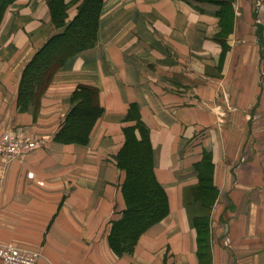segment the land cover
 <instances>
[{"label": "crops", "instance_id": "crops-1", "mask_svg": "<svg viewBox=\"0 0 264 264\" xmlns=\"http://www.w3.org/2000/svg\"><path fill=\"white\" fill-rule=\"evenodd\" d=\"M48 1L14 0L0 20V145L6 130L37 143L0 152V244L38 251L37 264H200L187 199L210 164V264H264V0H102L94 43L21 108L26 64L64 29ZM63 1L68 24L81 0ZM79 85L97 89L102 112L86 142L58 141ZM133 105L168 211L118 255L116 155Z\"/></svg>", "mask_w": 264, "mask_h": 264}, {"label": "trees", "instance_id": "trees-1", "mask_svg": "<svg viewBox=\"0 0 264 264\" xmlns=\"http://www.w3.org/2000/svg\"><path fill=\"white\" fill-rule=\"evenodd\" d=\"M12 1L14 0H0V20L5 8ZM48 3L53 23L64 29L52 35L26 64L18 91V105L21 108L25 107L29 100L35 105L38 104L53 73L67 58L91 46L95 41L102 0H81L76 16L68 24L65 23L64 1L49 0ZM72 102L74 104L67 112L54 139L61 142L84 143L88 140L94 121L102 112L97 101V89L89 85L77 86L72 94ZM127 117L135 123L123 128L125 141L116 155L118 167L125 172L121 191L126 207L122 211V216L112 221L108 236L110 247L118 255L131 253L138 236L163 218L168 211L167 194L154 175L148 129L141 121L139 111L134 105L129 109ZM136 130L139 131V136L136 135ZM207 165L209 166L207 176L200 179V184L188 196V206L192 199L196 202L201 201L198 198V188L203 186L210 191L211 197L207 199V203L198 202L201 208L207 206L210 208L216 198V190L210 178L211 167L210 164ZM200 197L205 198V195ZM189 213L191 223L197 230L200 264H202L204 254L200 252V246L204 238H200V234L206 235L205 248L208 247L209 216L193 217L191 210ZM208 259H210L209 254Z\"/></svg>", "mask_w": 264, "mask_h": 264}, {"label": "built area", "instance_id": "built-area-1", "mask_svg": "<svg viewBox=\"0 0 264 264\" xmlns=\"http://www.w3.org/2000/svg\"><path fill=\"white\" fill-rule=\"evenodd\" d=\"M37 147L31 140H20L11 130L1 135L0 152L7 158L26 153ZM39 252L21 248L14 243L0 244V264H37Z\"/></svg>", "mask_w": 264, "mask_h": 264}, {"label": "rangeland", "instance_id": "rangeland-1", "mask_svg": "<svg viewBox=\"0 0 264 264\" xmlns=\"http://www.w3.org/2000/svg\"><path fill=\"white\" fill-rule=\"evenodd\" d=\"M202 1H204V0H202ZM208 1H212V2H223V0H208ZM228 1L230 2L231 0H227V2ZM207 170H208V167H205V175H204L205 178L207 176ZM203 183H204V185L207 184L206 181H204ZM198 190H199L198 191L199 192V195H198L199 197L198 198H200V200H201V201H198V202L207 203V201H208L207 199H210V197H211L210 191L208 189H206L204 186L198 188ZM204 195H205V198L204 197H200V196H204ZM198 202H196L194 199H192L191 200V203L189 204L190 205L189 208L191 210L192 216L194 217L196 215H204V217L207 218V215L209 216V213H210V208H208V206L201 208V206L199 205ZM208 221H209V229H210V224L211 223H210V219L209 218H208ZM208 234H209V232H208ZM200 238H202V239L204 238V242H202L203 244L201 243V246H200V252L204 254V257L202 258V264H210L211 263V260L208 259V254H207V252L209 250L208 249L209 245H208V247L205 248L206 235L204 233H201L200 234Z\"/></svg>", "mask_w": 264, "mask_h": 264}]
</instances>
